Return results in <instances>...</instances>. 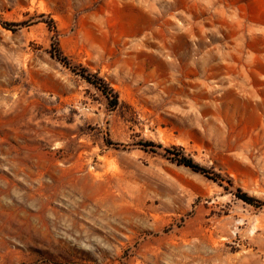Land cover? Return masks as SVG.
<instances>
[{
    "label": "rangeland",
    "instance_id": "obj_1",
    "mask_svg": "<svg viewBox=\"0 0 264 264\" xmlns=\"http://www.w3.org/2000/svg\"><path fill=\"white\" fill-rule=\"evenodd\" d=\"M0 264H264V0H0Z\"/></svg>",
    "mask_w": 264,
    "mask_h": 264
},
{
    "label": "trees",
    "instance_id": "obj_2",
    "mask_svg": "<svg viewBox=\"0 0 264 264\" xmlns=\"http://www.w3.org/2000/svg\"><path fill=\"white\" fill-rule=\"evenodd\" d=\"M6 26L10 27L14 23H4ZM48 27L50 30L54 32V42L52 43V55L57 58L58 60L62 61L68 66H71V63L68 59V57L64 54L60 41H59V31L57 28V25L53 19H50L48 21ZM82 75L92 84L96 85L98 88L102 90V92L105 94L106 98L108 99V102L111 106H116L119 103V94L118 92L102 77L91 74V73H82ZM145 147H156L157 145L153 143L152 141H146L144 143ZM167 153L171 156V159L177 162L180 165H184L186 167L191 168L192 170L202 173L208 177H211L213 179H216V177H213L211 171L206 168L205 166L201 165L200 163L196 162L193 158L185 155L182 150L177 148L172 149H166ZM240 199L244 200L247 203L253 204V205H261L262 203L254 196L250 195L249 193L238 189L235 193Z\"/></svg>",
    "mask_w": 264,
    "mask_h": 264
}]
</instances>
